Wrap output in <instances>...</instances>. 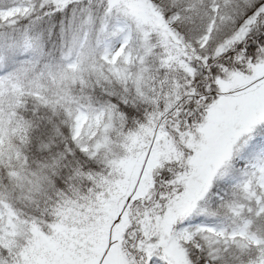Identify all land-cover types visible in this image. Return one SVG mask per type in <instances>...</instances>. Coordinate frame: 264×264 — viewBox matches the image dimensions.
<instances>
[{
  "label": "snow or ice",
  "instance_id": "6c2138e0",
  "mask_svg": "<svg viewBox=\"0 0 264 264\" xmlns=\"http://www.w3.org/2000/svg\"><path fill=\"white\" fill-rule=\"evenodd\" d=\"M0 264H264V0H0Z\"/></svg>",
  "mask_w": 264,
  "mask_h": 264
}]
</instances>
